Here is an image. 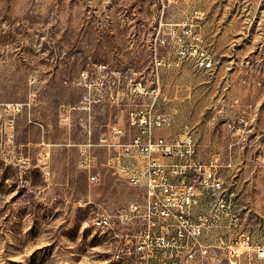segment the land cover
<instances>
[{"label":"rangeland","instance_id":"1","mask_svg":"<svg viewBox=\"0 0 264 264\" xmlns=\"http://www.w3.org/2000/svg\"><path fill=\"white\" fill-rule=\"evenodd\" d=\"M96 62L159 73L161 107L175 118L163 135L188 126L201 159H221L262 240L264 0H0V264H118L111 234L92 221L143 191L104 150L90 184L79 146L68 145L87 141L68 109L82 92L72 81ZM98 120L105 130L127 115Z\"/></svg>","mask_w":264,"mask_h":264},{"label":"built area","instance_id":"2","mask_svg":"<svg viewBox=\"0 0 264 264\" xmlns=\"http://www.w3.org/2000/svg\"><path fill=\"white\" fill-rule=\"evenodd\" d=\"M200 65L210 68L212 62L203 57ZM72 84L82 92L68 110L82 115L74 125L87 141L68 145L79 146V167L89 183L100 180L96 152L104 150L106 165L143 191L142 198L92 221L113 227L111 259L124 254L136 264H264V235L260 240L254 217L241 211L237 191L220 172L221 159H201L188 126L174 136L159 134L175 125L174 115L161 107L159 73L134 76L96 62L82 68ZM115 108L126 112V124L97 127V119L110 117Z\"/></svg>","mask_w":264,"mask_h":264},{"label":"bare ground","instance_id":"3","mask_svg":"<svg viewBox=\"0 0 264 264\" xmlns=\"http://www.w3.org/2000/svg\"><path fill=\"white\" fill-rule=\"evenodd\" d=\"M105 232L111 234V248H113V245L115 243V236L113 235V227L112 226L101 227V234ZM114 261L120 264H136L134 256L124 255V254H117V258H114Z\"/></svg>","mask_w":264,"mask_h":264},{"label":"crops","instance_id":"4","mask_svg":"<svg viewBox=\"0 0 264 264\" xmlns=\"http://www.w3.org/2000/svg\"><path fill=\"white\" fill-rule=\"evenodd\" d=\"M174 126H175V125H174ZM172 128H173V127H172ZM162 131H163V130H162ZM162 131H160L159 134H163L164 132L162 133ZM176 135H177V134H176ZM173 136H174V135H173ZM113 261H114V259H113ZM116 263H117V262H116ZM118 264H120V263H118Z\"/></svg>","mask_w":264,"mask_h":264}]
</instances>
